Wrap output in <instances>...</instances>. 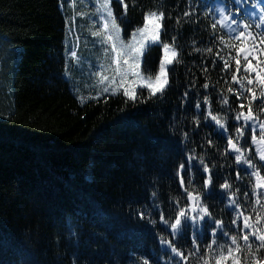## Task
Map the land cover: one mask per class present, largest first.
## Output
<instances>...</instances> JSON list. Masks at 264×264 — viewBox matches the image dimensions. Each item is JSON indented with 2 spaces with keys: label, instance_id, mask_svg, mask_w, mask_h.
<instances>
[{
  "label": "trees",
  "instance_id": "trees-1",
  "mask_svg": "<svg viewBox=\"0 0 264 264\" xmlns=\"http://www.w3.org/2000/svg\"><path fill=\"white\" fill-rule=\"evenodd\" d=\"M124 2L126 14L117 1L113 6L125 34L142 24L146 12H163L162 42L179 53L168 68L165 92L150 97L144 91L136 102L122 93L84 102L73 95L61 74L59 0H0V264H216L229 247L241 264H250L243 216L250 217L253 229L264 230V189H257L250 175L255 169L264 175V162L260 146L251 142V127L244 128L241 140L236 128L244 121L237 123L235 117L242 111L239 104L245 113L251 107L259 140L264 89L258 82L248 85L255 73L244 72L243 53L237 57L238 48L254 47V55L264 61V28H256L259 18L248 15L259 10L253 7L257 0ZM221 8L228 19L220 15ZM237 8L240 14L232 24ZM240 31L245 37L236 39ZM160 57L161 45L147 49L144 72L155 73ZM237 58L241 69L233 82ZM224 62L230 65L227 71ZM248 88L257 98L251 104ZM228 137L241 147V160H251L255 169L237 164ZM188 157L194 176L191 182L185 176V188L202 197L199 202H189L179 184L178 165ZM200 161L211 169L207 188ZM225 182L228 189L220 187ZM193 206L198 212L207 207L211 214L203 222L197 216L199 247L191 242L188 224L180 236L170 233L178 212L183 208L191 216ZM161 212L166 223L160 221ZM217 219L222 225L212 244ZM162 240L172 241L184 258ZM249 243L255 252L259 241L250 237ZM255 254L264 259V249Z\"/></svg>",
  "mask_w": 264,
  "mask_h": 264
},
{
  "label": "snow or ice",
  "instance_id": "snow-or-ice-1",
  "mask_svg": "<svg viewBox=\"0 0 264 264\" xmlns=\"http://www.w3.org/2000/svg\"><path fill=\"white\" fill-rule=\"evenodd\" d=\"M118 3H123V0H117ZM236 4H240L241 0H235ZM125 7V14L127 10V5H124ZM253 7H259L260 10V16L259 20L260 23L256 24L255 27L258 29L264 28V6L260 5V0H257V4L253 5ZM100 10H102L103 15L100 16V20L102 21L103 27L102 31H93L92 36L93 37H102L103 42H106L111 47V51L115 54L112 63L115 65L114 67V75L109 80V77L103 76L102 82H109V86L104 87L103 91L105 93H108L110 88H112L113 91H115L116 87L122 88L123 90V96L128 100L132 102H136L138 100V97L141 95L142 92L147 91L150 97H156L158 94H163L165 90L170 85V79H169V72L168 68L169 66H172L175 62H177L179 53L178 51L170 46V43L168 42H162V31L163 24L162 21L164 19V13L163 12H157L152 11L144 15L143 17V25L141 27L136 28L132 33V42L125 44L121 39V27L117 23L116 17L113 15V11L109 6V0H103V4L100 6ZM220 15L224 17V19H228L227 16L224 15L226 9L221 8L218 9ZM240 14V9L237 8L233 17H232V24H236L237 21L235 19V15ZM185 16H189L190 13L185 12ZM249 16H254L255 13H248ZM213 28L216 27L215 24L212 25ZM245 29H248L250 26L248 24H245L243 26ZM230 31H235L234 29H229ZM245 37V32L240 31L239 35L235 37L236 39H241ZM251 38V37H250ZM254 39V38H253ZM119 42V43H118ZM162 43V49H163V56L159 60V71L157 74H155L154 79L149 75L145 76L142 74V62L143 57L146 54L147 49L151 48L153 45H159ZM211 51V49H209ZM255 48L254 47H241L237 49V57H239L243 53V58L245 61L244 64V72L251 74L255 73V81L253 79H248L247 83L248 85H252L254 82H258L262 89H264V61H260L259 58L254 55ZM72 57H76L77 53L75 51L71 52ZM249 57H252V59L257 60V65H253L252 59ZM236 74L232 76V81L237 82L238 75L240 73L241 69V60L237 58L236 60ZM230 65L227 62H224V70L227 71L229 69ZM117 77L119 78V81L117 83ZM205 89H207L208 85H204ZM231 92L232 89H229ZM247 92L251 95L252 100L249 101L251 104L252 101H255L257 98L255 96V93L252 91L251 88L247 89ZM185 97H187L188 93L186 92ZM262 95H264V92H262ZM236 99L239 100L240 96L236 95ZM261 102H264L262 100ZM224 103L227 104L228 101L224 100ZM242 111L239 112L238 115H236L235 120L237 123L241 121V118H243L244 126L243 127H237L236 133L239 135L240 139L243 140L244 135V128L251 127V142L254 145H259L260 147H257V152L259 153V160L264 162V123L259 124V140H257V125L254 122V113L251 107L248 108L247 112L245 113L243 111L245 105L243 103L238 105ZM197 109L201 108V105L197 103L195 105ZM208 116L211 118V120L215 123V125L219 126L221 130L224 132L227 131V128L225 125L221 124L219 119L212 115L211 112H208ZM207 123V120H206ZM211 143V141H209ZM227 145L229 150H232L236 153L235 155V161L237 164L243 163L247 166V168L255 169V166L252 164V161L249 159L241 160L240 153L242 152L241 147L237 146V143L234 142V140L231 137L227 138ZM193 158L188 157L185 162H182L178 165V175L180 177L179 184L182 189H184L187 192V200L189 202H199L202 197H200L198 194H195L192 191H187L185 188V176L188 177L189 182L192 181L194 172H193ZM200 165H202V171L203 173L208 174L207 178L204 179V186L205 188L209 187L212 183V173L211 169L207 166V164H204L203 161H200ZM250 175L254 176L256 178V188L257 189H264V175L260 173L258 169H255L251 171ZM236 179H240V172L239 170L236 171ZM223 189H228L230 186L227 182L220 185ZM244 195L247 197L248 193L245 192ZM257 203H259V200H257ZM191 212L193 215L189 216L185 209H181L178 214L175 216V222L170 224V233L174 237L180 236L182 233V229L185 226V224H188L191 226L192 231L190 232L191 242L194 246L199 247L198 240L195 238V231L199 227L197 225V216H199V220L203 222L205 220V217L210 216V212L207 207H201L200 211H197V208L193 206L191 208ZM145 217V213H140V218L143 219ZM183 218V220H182ZM250 217L245 215L243 216V229L244 235L242 236V239L245 242V245L247 246L244 251H246L247 255L250 257V264H264V259H262L260 256L256 255L255 253H258L260 249H264V230L255 228L253 229V226L249 224ZM259 220V217L257 218ZM160 221L161 223H166L163 213L160 214ZM233 224H236V220L232 221ZM222 221L217 219L215 220V228L210 233V236L212 237V244H215V237L217 235V230H221ZM250 230V231H249ZM223 235H228V233L224 232ZM251 238H254L255 240L259 241L258 247L255 249V252L252 249V245L249 243V240ZM162 243H167L168 246L171 249V252L184 258V254L181 251H178L177 247L173 246L172 241H161ZM231 243L232 245H235V252L239 254L241 252V249L239 245L237 244V237L232 236L231 237ZM212 244L209 245V247L212 246ZM228 260L232 261V264H241V260L239 256L236 257L233 256V249L231 247L228 248L227 255L221 254L216 259V264H226ZM143 264H148V261L145 260ZM207 264V262H206Z\"/></svg>",
  "mask_w": 264,
  "mask_h": 264
},
{
  "label": "rangeland",
  "instance_id": "rangeland-1",
  "mask_svg": "<svg viewBox=\"0 0 264 264\" xmlns=\"http://www.w3.org/2000/svg\"><path fill=\"white\" fill-rule=\"evenodd\" d=\"M113 1L117 0H109V6L115 16ZM102 4L103 0H59L64 17L63 68L61 74L68 82L73 95L80 102L95 99L104 94H123L122 88L119 87H116L115 91L110 88L108 93L103 91L104 87L109 86V82H102V77L107 76L111 80L114 75L115 65L112 61L115 54L111 51L110 45L103 42L102 37L92 36L93 31H102L103 24L100 20V16L103 15L102 10H100ZM119 4L125 9L124 0L122 4ZM152 11L157 10H151L145 14ZM251 13H255L254 16L258 18L261 14L258 9H254ZM142 25L143 22L138 27ZM244 25L242 23L241 27L244 28ZM138 27L133 28L129 34H125L121 28L120 39L125 44L131 43V33ZM159 45H161V59L163 56L162 43ZM73 51L77 53L76 57L71 56ZM158 71L159 65L155 73L148 74L142 69V74L150 75L154 79ZM118 81L119 78L117 77V83Z\"/></svg>",
  "mask_w": 264,
  "mask_h": 264
}]
</instances>
